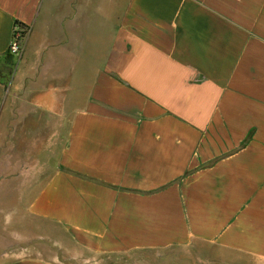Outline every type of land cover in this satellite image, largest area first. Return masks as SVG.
<instances>
[{
  "label": "crops",
  "instance_id": "1",
  "mask_svg": "<svg viewBox=\"0 0 264 264\" xmlns=\"http://www.w3.org/2000/svg\"><path fill=\"white\" fill-rule=\"evenodd\" d=\"M16 24L0 187L24 169L4 166L5 139L27 137L29 153L43 115L48 171L22 181L38 184L23 216L66 240L11 232L0 215V264L172 251L264 264V0H0V63Z\"/></svg>",
  "mask_w": 264,
  "mask_h": 264
},
{
  "label": "rangeland",
  "instance_id": "2",
  "mask_svg": "<svg viewBox=\"0 0 264 264\" xmlns=\"http://www.w3.org/2000/svg\"><path fill=\"white\" fill-rule=\"evenodd\" d=\"M23 45V42H21V47ZM14 57H6L5 60L0 63V76L7 75L11 72L12 69V61ZM35 131L37 134L36 140L33 144L31 142L29 153H28V138H20L16 137L8 139H5L9 145H7L6 150L7 153L4 154V166H11V161L13 157L14 164L17 165V162L19 161V165L23 166L24 169L18 170L16 168V173L19 174L20 177H22L18 181H13L10 178L3 183V185L0 187V211L3 213L0 214L3 217L4 225L10 227L11 232H24L26 233L25 236L29 235L30 237L36 238L39 237V231H42L44 228L47 229V231L55 236H59L66 240V238L58 232L54 227L44 224L42 222L33 221L32 219H28L23 216V208L28 201V198L31 197V195L37 190L38 184L35 186L22 184L23 182H37L39 178L43 177L44 174L47 173V163L44 161V154H43V147L45 144L46 138V127L48 126V121L46 118L41 115H35ZM54 125V123H53ZM58 125V124H57ZM1 140V139H0ZM48 141V140H47ZM46 141V142H47ZM11 142L14 143V147H12L10 144ZM35 149H37V152L35 153ZM40 152V154H39ZM42 152V153H41ZM35 153V154H34ZM39 154V156H38ZM35 156L36 162L40 159V163H36L37 169L31 170L30 167L26 163H24V160L26 158ZM55 155V154H54ZM51 160H53V156H51ZM8 170V169H7ZM4 170L5 172L7 171ZM18 170V171H17ZM11 171V170H9ZM12 172V171H11ZM11 176V173H10ZM9 176V177H10ZM19 217V224L16 222L15 219ZM19 225V227L17 226ZM20 228V230H18ZM10 235V234H9ZM39 246L38 248L41 250H48V251H56L58 250L54 245H51L49 242L44 241H31L28 243V246ZM143 257L138 258L137 260H133L132 258H123L121 261L117 259H102V261H95L97 264H189V257L187 253L181 252V251H172L167 255H159L156 256L155 254H146L142 255ZM68 264H94V260H79L76 258H69Z\"/></svg>",
  "mask_w": 264,
  "mask_h": 264
},
{
  "label": "built area",
  "instance_id": "3",
  "mask_svg": "<svg viewBox=\"0 0 264 264\" xmlns=\"http://www.w3.org/2000/svg\"><path fill=\"white\" fill-rule=\"evenodd\" d=\"M25 34L22 27L15 25L13 28V38L8 48V56L16 57L21 53V42Z\"/></svg>",
  "mask_w": 264,
  "mask_h": 264
},
{
  "label": "trees",
  "instance_id": "4",
  "mask_svg": "<svg viewBox=\"0 0 264 264\" xmlns=\"http://www.w3.org/2000/svg\"><path fill=\"white\" fill-rule=\"evenodd\" d=\"M17 25V24H16ZM9 57V56H8Z\"/></svg>",
  "mask_w": 264,
  "mask_h": 264
}]
</instances>
